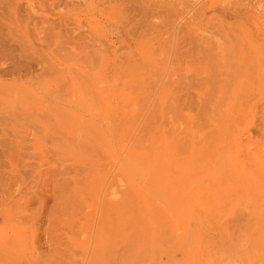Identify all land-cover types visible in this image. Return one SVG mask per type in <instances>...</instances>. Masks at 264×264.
<instances>
[{
    "label": "rangeland",
    "instance_id": "obj_1",
    "mask_svg": "<svg viewBox=\"0 0 264 264\" xmlns=\"http://www.w3.org/2000/svg\"><path fill=\"white\" fill-rule=\"evenodd\" d=\"M0 264H264V0H0Z\"/></svg>",
    "mask_w": 264,
    "mask_h": 264
},
{
    "label": "bare ground",
    "instance_id": "obj_2",
    "mask_svg": "<svg viewBox=\"0 0 264 264\" xmlns=\"http://www.w3.org/2000/svg\"><path fill=\"white\" fill-rule=\"evenodd\" d=\"M99 121H100V120H99ZM101 123H102V122H101ZM108 134H109V133H108ZM115 144H116V143H115ZM116 146H117V145H116ZM15 147H16V146H15ZM117 152H118V151H117ZM118 153H119V152H118ZM134 172H136V171H134ZM136 174H137V173H136ZM136 174H135V175H136ZM139 178H141V177H139ZM136 184H137V182H136ZM139 184H141V183H139ZM138 186H139V185H138ZM152 189H153V188H152ZM208 193H209V192H208ZM141 197H142V196H141ZM167 206H168V205H167ZM169 206H170V205H169ZM169 206H168V207H169ZM168 209H169V208H168ZM195 214H196V213H195ZM229 220H230V219H229ZM239 221H240V220H239ZM197 222H198V221H197ZM185 224H187V223H185ZM189 224H190V223H188V225H189ZM178 225H179V223H178ZM182 226H183V225H182ZM200 226H201V224H200ZM196 227H197V226H196ZM190 228H191V227H190ZM196 229H198V227H197ZM180 233H181V231H180ZM197 235H198V234H197ZM188 248H189V247H188ZM192 249H193V248H192ZM190 253H191V252H190ZM189 258H190V257H189ZM189 258H188V259H189Z\"/></svg>",
    "mask_w": 264,
    "mask_h": 264
}]
</instances>
